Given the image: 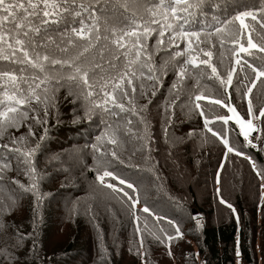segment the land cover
<instances>
[{"label":"trees","instance_id":"trees-1","mask_svg":"<svg viewBox=\"0 0 264 264\" xmlns=\"http://www.w3.org/2000/svg\"><path fill=\"white\" fill-rule=\"evenodd\" d=\"M229 2L259 7L264 0ZM236 10L243 9H229L218 14L223 18L229 12L235 14ZM229 32L239 34V22L230 25ZM151 41L149 44L154 42ZM212 41L215 47H211V63L226 80L227 73L235 66L234 46L228 42L221 47L218 37H212ZM253 41L264 45V30L259 26H256ZM240 42L247 46L246 33ZM177 43L184 47V42L178 40ZM203 47L209 49L210 45ZM251 53H240L239 56L257 68H264V53L256 49ZM200 58L207 59L202 54ZM236 69L232 86L228 87L221 85L210 68L201 65L192 69L193 76L185 79L179 90L172 88L177 77L174 70L169 69L162 77V84L155 86L158 89L155 96L149 89L146 95L138 93L134 97L137 109L147 105L141 114L144 122L131 112L113 117L99 109L89 118L85 114L84 98L70 94L67 87L55 93V104L49 107L47 116L42 104H32L31 108L36 111L29 112L30 118L8 140L4 136L9 130L16 129L9 128L0 144L10 143L21 135L26 137V146L40 144L34 157L40 199L37 201L35 193L24 192L13 183L19 181L29 185L26 166L19 162L16 153L0 150V157L7 155L19 163V168L12 171L13 177L5 171L0 173L4 177L0 185L2 182L8 184L10 195L16 196L18 201L7 205V198L0 196V202L6 208V218L13 221L20 198L27 201L26 213L13 223L11 233L6 218L3 223L0 219V224L7 225L0 228V264H73L75 261L79 264H264V117L260 116V110L264 109V77L256 80L255 73L246 66L244 71H240V65ZM200 70H203V80L198 79L193 84ZM252 81H255V87L245 96ZM202 83L210 86L206 89ZM200 94L233 106L243 120L250 118L251 100V117L257 120L258 126L255 140L246 142L234 122L225 123L219 119L227 118L226 106L210 103L208 99L201 100L202 116L194 100L195 95ZM167 95L169 102L161 105L162 97ZM174 100L175 106L166 111ZM115 111L119 112V109ZM33 115H38L39 122L31 119ZM205 119L212 121L208 127L202 124ZM129 120L131 124H128ZM108 124L118 128L116 145L109 143V137L104 136ZM29 127L34 135H28ZM209 127L217 133L216 136L208 130ZM80 132L90 133L85 142L94 140L93 145L100 149L94 150L93 162L84 163L112 171L115 176L131 183L133 188L105 177L106 182L123 188V192H113L85 165H76L73 177L66 166L53 179L55 188L52 187L50 178L53 174L49 171L51 168L42 166L41 152L51 143L53 150L60 137L71 139L70 136ZM41 136L45 137L43 141ZM98 137L103 139L98 140ZM221 138L227 139L233 152H227ZM113 151L118 158L111 155ZM60 155L63 154L59 153L56 158ZM141 181L148 184L136 192ZM56 197L69 198L62 208L69 205V225L64 235L50 244L52 234L58 229L52 207ZM132 200L139 201L135 209L130 208ZM144 207H148L151 214L143 212ZM192 211H196V215ZM169 220L172 224L168 223ZM137 227L141 229L139 234ZM177 227L181 233L178 237ZM18 233L27 238L19 240ZM168 235L174 239L169 241ZM18 243L20 247L17 249L15 245ZM4 245L7 247L3 251L1 246Z\"/></svg>","mask_w":264,"mask_h":264},{"label":"snow or ice","instance_id":"snow-or-ice-1","mask_svg":"<svg viewBox=\"0 0 264 264\" xmlns=\"http://www.w3.org/2000/svg\"><path fill=\"white\" fill-rule=\"evenodd\" d=\"M241 8L243 10H236L235 14L229 12L223 18L218 14ZM248 20L251 23H246ZM236 22H239V34L230 33L229 26ZM256 26L264 30V3L256 7L255 4H232L229 0H0V139L9 128L18 130L30 118L29 112L36 111L31 108L32 104H42L47 116L49 107L55 104V93L64 87L69 88L70 94L84 98L85 114L89 118L99 109L113 117L131 112L139 116L142 122L141 114L146 111L147 105L137 109L134 97L138 93L146 95L149 89L151 95L155 96L158 90L155 86L162 84V77L167 75L169 69L174 70L177 77V82L172 85L173 90H179L180 84L193 76L192 69L201 65L210 68L221 85L231 87L237 69L233 67L227 73L226 80L218 73L217 67L211 63V47H215L212 37L219 38L221 47L231 42L234 46L232 55L237 57L235 63L240 65V71H244L246 66L259 80L264 77V68H257L239 56L240 53L251 55L252 49L264 53V45L253 41ZM245 33L247 46L240 42ZM149 40L154 42L149 44ZM178 40L184 42L183 48L177 43ZM205 44H209L210 48L203 47ZM200 54L207 59H201ZM254 87L255 81H252V87H248L244 95L248 96ZM205 99L227 106L220 99L195 95V107L201 109L202 116L204 112L199 101ZM175 104L176 101H172L166 111ZM228 110L236 116L242 131L245 127L249 130L244 132L245 138L249 132L256 130L251 119L245 122L236 114L235 108L229 106ZM248 114L253 115L251 100ZM260 116L264 117V109L260 110ZM31 119L39 122L38 115L31 116ZM219 119L227 122L224 117ZM131 123L129 120L128 124ZM211 123L205 119L206 127ZM208 130L212 135H217L210 127ZM117 131L118 128L108 124L104 133L113 145L118 144ZM28 135H34L31 127ZM44 139V136L40 137L41 141ZM102 139L98 137V140ZM221 139L227 152H233L227 139ZM39 148L40 144L26 146L23 135L13 138L10 143L0 144V150L16 153L19 162L26 166L25 175L29 177V185L25 186L19 181L13 183L24 192L35 193L37 201L40 196L34 157ZM93 148L100 151L96 145ZM236 154L241 155L240 152ZM111 155L118 158L115 151ZM10 159L7 155L0 157V173L10 169ZM105 177L133 188L131 183L105 169L102 175H97V179L113 192H123V188L105 183ZM3 179V175H0V181ZM123 194L127 196L126 192ZM138 202L132 200L130 208L135 209ZM221 203L225 201L221 200ZM142 211L150 213L148 207ZM136 218L139 220V217ZM168 223L172 224V221ZM6 227V224H0V228ZM136 231L139 234L141 229L137 227ZM176 233L177 237L181 235L178 227ZM26 238L25 234L18 233L19 240ZM167 239L171 241L174 237L168 235ZM19 247V243L15 245V248Z\"/></svg>","mask_w":264,"mask_h":264},{"label":"rangeland","instance_id":"rangeland-1","mask_svg":"<svg viewBox=\"0 0 264 264\" xmlns=\"http://www.w3.org/2000/svg\"><path fill=\"white\" fill-rule=\"evenodd\" d=\"M236 58L237 57H235L234 59L236 60ZM233 67L237 68L238 65H236L235 63V66ZM202 71L203 70H200L198 74H196V78H195L196 80L193 82V84H196L198 79L203 80V76L201 74ZM202 86L206 87L207 89L210 85L209 84L206 85L202 83ZM169 99H170L169 95L162 97L161 105L167 104L169 102ZM229 106H226L227 118L231 117V119L226 118V120L234 122L237 125L241 135L243 136L246 142L248 143H250V141L253 142L255 140L254 137L257 136V131H258L257 120L250 116L249 119L252 120L253 125L256 130L249 132V135L247 136V138H245L244 132H247L249 130L245 127L244 130L242 131L241 125L237 123L236 116L228 110ZM230 107L234 108L233 106H230ZM248 120H244V121L247 122ZM202 124H204L203 126L206 127L205 121L202 120ZM16 130L17 129L9 130L8 133L4 137H6L9 140L12 137V135L16 132ZM89 136H90V133L88 132H80L79 134L70 136L71 139H67V138L64 139L63 137H60L57 141L58 145L53 150H52V143H51L50 146L46 150L41 152L40 159H41L42 166L51 168L49 171H52L53 177L50 178V182L53 181L52 183L53 188H55V183L53 179H56L59 173H62L64 171L66 166L68 167V172L71 175V177H73L76 173V169H75L76 165H79L80 167L83 165L87 166L88 169L95 172V175H98V174L101 175L103 173L105 169L98 168V167L94 168L92 165L84 163L85 161L93 162L94 148H93L92 142L94 140L91 143L85 142V139ZM59 153L63 155L62 156L60 155L59 158H56V156H58ZM72 157H75L76 159ZM10 160H11L9 161L10 166H11L10 169H5L4 171L6 173H10L9 177H13L12 171L17 170V168H19V163L12 158ZM56 183H58V181ZM105 183H108V182L105 181ZM147 184L148 182L141 181L136 188V192L139 191L140 189L145 188ZM0 196L7 198V205H10V202H14L15 204L18 203L16 196L10 195L9 185L3 182L0 185ZM68 200H69L68 197L65 199L56 197L55 201L52 204V207L54 209V215L56 217L55 224L56 226L58 225V229L52 234V237L50 238V244H53L58 239H60L61 236L64 235L63 234L64 230L66 229L67 231L68 229L69 205L65 206V208L62 209L63 206L68 202ZM26 202H27L26 200H23L20 198V205L14 213L13 221L10 220L9 218H6L7 216L6 214H4L6 213L5 205L0 202V206H2V209H3L2 211H0V219H1V222L3 223V219L6 218L5 220H7L8 229L10 230V233L12 232V228L14 227L13 223L15 221H19V219L21 218L19 216L26 213V209H25ZM137 207H138V204H136V208ZM109 237L110 238L112 237L111 233H109ZM1 247H2V250L4 251L7 246L4 245ZM73 264H79V263L78 262L76 263L75 261L73 262ZM237 264H240V263L238 262Z\"/></svg>","mask_w":264,"mask_h":264},{"label":"water","instance_id":"water-1","mask_svg":"<svg viewBox=\"0 0 264 264\" xmlns=\"http://www.w3.org/2000/svg\"><path fill=\"white\" fill-rule=\"evenodd\" d=\"M192 214H193V215H196V211H192Z\"/></svg>","mask_w":264,"mask_h":264}]
</instances>
